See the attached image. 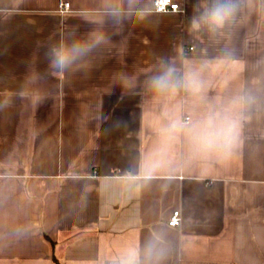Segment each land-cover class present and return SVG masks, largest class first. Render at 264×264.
I'll return each instance as SVG.
<instances>
[{"label":"crops","instance_id":"1","mask_svg":"<svg viewBox=\"0 0 264 264\" xmlns=\"http://www.w3.org/2000/svg\"><path fill=\"white\" fill-rule=\"evenodd\" d=\"M153 1L0 0V264H264V0L217 31L193 28L212 0ZM168 68L199 90L153 88ZM228 108L227 155L163 133Z\"/></svg>","mask_w":264,"mask_h":264},{"label":"clouds","instance_id":"2","mask_svg":"<svg viewBox=\"0 0 264 264\" xmlns=\"http://www.w3.org/2000/svg\"><path fill=\"white\" fill-rule=\"evenodd\" d=\"M235 0H212L209 7L205 8L197 18L193 20V28L206 26L210 31H217L230 22L236 11ZM102 36H94L89 39H77L71 44L63 41L51 50L52 67L63 73L75 60L87 55L95 43H99ZM176 69L168 68L161 76L152 81V87L164 90L169 87L182 86L186 90L196 92L200 88V81L195 71H189L177 80ZM239 101H233V104ZM240 116L231 108L219 113H210L203 119L185 126L181 121H173L163 133L168 136L178 131H184L189 139L193 153L208 155L212 153L227 155L236 146L239 136ZM117 264H139L132 255L122 257Z\"/></svg>","mask_w":264,"mask_h":264},{"label":"built area","instance_id":"3","mask_svg":"<svg viewBox=\"0 0 264 264\" xmlns=\"http://www.w3.org/2000/svg\"><path fill=\"white\" fill-rule=\"evenodd\" d=\"M60 7L62 9H66L69 7V2L60 1ZM153 9L157 12L164 11H176L180 9V5L178 2L174 0H154L153 1ZM181 220V214L179 209H174L168 219V224L172 226L179 225Z\"/></svg>","mask_w":264,"mask_h":264},{"label":"trees","instance_id":"4","mask_svg":"<svg viewBox=\"0 0 264 264\" xmlns=\"http://www.w3.org/2000/svg\"><path fill=\"white\" fill-rule=\"evenodd\" d=\"M56 264H58V263H56Z\"/></svg>","mask_w":264,"mask_h":264}]
</instances>
